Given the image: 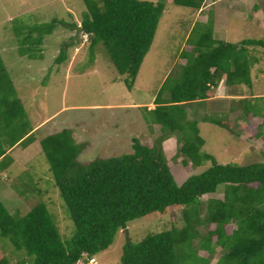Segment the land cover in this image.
<instances>
[{
    "label": "trees",
    "instance_id": "trees-1",
    "mask_svg": "<svg viewBox=\"0 0 264 264\" xmlns=\"http://www.w3.org/2000/svg\"><path fill=\"white\" fill-rule=\"evenodd\" d=\"M84 2L87 11L81 23L83 32L75 43L87 42L93 54L102 44L118 72L125 75L127 87L132 88L153 45L165 3ZM173 2L199 10L205 0ZM253 9L258 11L260 6L255 5ZM58 24L54 20L30 28L20 40L19 54L30 59L43 58L41 47ZM203 24L208 28L197 45L181 53L188 61L175 74L178 79L173 83L179 82L171 86L169 96L162 100L161 94L172 79L170 73L155 105L146 106L156 124L161 125L162 134L152 146L135 137L131 153L83 162L79 155L87 145L77 143L71 130L64 129L40 140L75 231L70 241H64L46 203L37 204L24 216H15L0 199V235L32 258L19 264H78L85 257L88 262L94 259L95 263V256L107 250L131 221L155 213L165 214L171 207L182 209L181 226L173 225L169 230L149 234L140 242L127 240L121 264H178L177 248L186 243L201 245L209 256L216 254L217 247H223L226 252L216 264H264V162L219 163L213 155L202 151L205 141L187 113V108L214 97L224 78L231 86H252L249 48H264V40L222 42L213 39L211 17L205 23L197 22V26ZM68 49L69 46L60 51L56 64L68 59ZM188 52L193 56L188 58ZM204 120L231 130L232 122L228 119L227 124L208 117ZM35 132L0 51V173H10L16 161L14 152L19 146L33 145ZM174 135L178 137L177 154L183 156L185 166L192 163L199 167L206 161L212 162L205 171L192 175L182 185L177 184L163 147V140H173ZM221 186L223 197H209L205 202L207 214L202 218V198L216 193ZM212 224L215 228H209L208 234L202 235L199 227ZM205 244L210 247L205 248ZM209 256H204L207 264H211ZM1 263L7 264V261Z\"/></svg>",
    "mask_w": 264,
    "mask_h": 264
},
{
    "label": "rangeland",
    "instance_id": "rangeland-1",
    "mask_svg": "<svg viewBox=\"0 0 264 264\" xmlns=\"http://www.w3.org/2000/svg\"><path fill=\"white\" fill-rule=\"evenodd\" d=\"M145 1H163L165 10L153 45L133 87L129 89L125 75L118 72L102 44L96 47L94 54L88 49L87 42L70 44L75 34L74 25H81L87 11L84 0H0V51L36 131L34 144L19 146L14 152L16 161L10 173L1 174L0 199L15 216H24L37 204L46 203L64 241L71 240L75 225L40 140L64 129L71 130L77 143L87 145L79 155V160L83 162L131 153L135 137L152 146L162 134L161 125L156 124L146 106L153 107L154 100L172 73L161 98L164 100L169 96L171 86L179 82L173 83L175 78L178 79L175 74L183 70L188 61L181 53L191 45H197L203 31L208 28L207 24L198 27L194 22L196 9L176 5L173 0ZM210 3L213 5L204 13L215 21L213 39L233 44L248 39L264 40V0L205 2ZM240 4L244 7L238 10ZM255 5L260 6L257 13L252 8ZM54 20L60 24L46 36L41 47L43 58L21 56L19 43L29 29ZM191 27L196 29L190 35ZM67 46L68 59L56 64L55 59ZM249 49L250 66L264 69V48ZM187 56L190 58L193 55L188 52ZM254 75L259 76L254 87L250 89L245 84L240 89H245L249 95L258 94L259 98L253 100L252 106L249 101L244 103L242 121L229 120L232 122L231 130L204 120L208 117L228 123L227 118L218 112L216 102L207 101L187 108L189 119L194 120L205 141L202 151L213 155L221 164L264 162V126L261 127L264 119V75L261 76L256 68ZM177 139L176 135L173 136L174 141L164 139L163 147L174 178L178 185H182L192 175L205 171L212 162L206 161L199 167L192 163L185 166L183 156L177 154ZM223 194L224 187L221 186L216 193L202 198V218L207 214L206 200L209 197L221 198ZM182 220V209L171 207L165 214L155 213L131 221L127 227L129 236L123 230L119 232L113 244L96 255V262L92 264H121L128 237L133 242H140L149 234L169 230L173 225L181 226ZM209 228L214 229L215 225H201L199 230L202 235H207ZM209 247L205 244V248ZM177 249L178 264H207L204 256L209 254L201 249V245L186 243ZM225 252L223 247H217L216 254L209 256L211 264H216ZM3 260L7 264H19L32 258L24 250H17L9 238L0 235V264ZM88 260L85 257L78 264H89Z\"/></svg>",
    "mask_w": 264,
    "mask_h": 264
},
{
    "label": "crops",
    "instance_id": "crops-1",
    "mask_svg": "<svg viewBox=\"0 0 264 264\" xmlns=\"http://www.w3.org/2000/svg\"><path fill=\"white\" fill-rule=\"evenodd\" d=\"M248 2H249V0H248ZM212 5H213V3L205 4L203 6V8L201 10H199L197 12V14H195V16L193 17L194 22H196V23L199 22V21H201L202 23L207 22V20L210 17L207 15V13H204L203 11L204 10H209V8ZM244 5H246V3ZM244 5L240 4L238 10L243 8ZM232 6H235V5H232ZM252 8H254V7H252ZM233 10H236V9L233 8ZM201 12H203V13H201ZM255 12L257 13V11H255ZM211 19L213 20V24H214V22H215L214 19L213 18H211ZM193 28L194 27L190 28V33H191V30ZM183 61L184 60H182V63H185ZM255 68H256V70H259V72L262 74L261 76L264 75V69L261 70V67H255L254 65H252L251 66L252 86H250V89L254 87L255 81L259 80V76L258 75L255 76L254 75ZM167 76H168V74L166 75V77ZM240 87H241L240 85H238V86H236V85H234V86L228 85L227 82H226V78H224L221 81L220 86L217 88V90L214 91L215 96L213 98H210L207 101L216 102L217 105H218V108H217L218 112L221 115H223L224 117H227L228 120L242 121V119H243L242 114L244 112V108H243L244 103L249 101V102H251V106H252L253 105V100L254 99H258L259 95L258 94L249 95L248 92H246L245 89H240ZM165 98H167V97H165ZM202 104H205V102H202ZM152 105H154V104H152ZM231 108H233V110ZM239 127H241V125ZM238 134L236 133V135H238ZM170 141H172V139ZM2 173H5V172H2ZM2 173H0V177H1ZM3 197L5 199V196H3Z\"/></svg>",
    "mask_w": 264,
    "mask_h": 264
},
{
    "label": "water",
    "instance_id": "water-1",
    "mask_svg": "<svg viewBox=\"0 0 264 264\" xmlns=\"http://www.w3.org/2000/svg\"><path fill=\"white\" fill-rule=\"evenodd\" d=\"M73 29L75 30V34H74L73 38L71 39L70 44L77 42L79 37H80V34L83 32V27L81 25L74 26ZM124 231L127 234V236H129L128 228H125ZM128 239H129V241L131 240L129 237H128Z\"/></svg>",
    "mask_w": 264,
    "mask_h": 264
},
{
    "label": "clouds",
    "instance_id": "clouds-1",
    "mask_svg": "<svg viewBox=\"0 0 264 264\" xmlns=\"http://www.w3.org/2000/svg\"><path fill=\"white\" fill-rule=\"evenodd\" d=\"M205 2H206V0H205ZM205 2L203 3V5H202V7L199 9V10H201L202 8H203V6L205 5ZM199 10H195L196 11V14H197V12L199 11ZM204 12V11H203ZM203 12H201V13H203ZM77 26V25H76ZM82 26V25H81ZM213 98V97H212ZM154 105H155V100H154ZM154 105H152V106H154ZM125 230V229H124ZM123 230V231H124ZM122 231V230H121ZM120 231V232H121ZM93 260V261H92ZM92 263H94V259H91L90 261H89V264H92Z\"/></svg>",
    "mask_w": 264,
    "mask_h": 264
},
{
    "label": "built area",
    "instance_id": "built-area-1",
    "mask_svg": "<svg viewBox=\"0 0 264 264\" xmlns=\"http://www.w3.org/2000/svg\"><path fill=\"white\" fill-rule=\"evenodd\" d=\"M93 261V260H92Z\"/></svg>",
    "mask_w": 264,
    "mask_h": 264
}]
</instances>
